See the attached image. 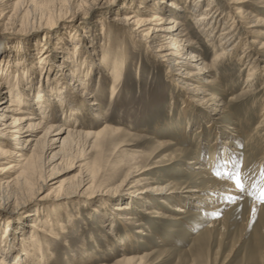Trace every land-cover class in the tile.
<instances>
[{
    "label": "rangeland",
    "instance_id": "1",
    "mask_svg": "<svg viewBox=\"0 0 264 264\" xmlns=\"http://www.w3.org/2000/svg\"><path fill=\"white\" fill-rule=\"evenodd\" d=\"M124 1L113 0L109 6L100 7L98 0H6L3 3L5 6L0 8V43H26V59L30 56L41 58L40 61L35 60L37 78L47 70L44 69L46 60H43V54L54 47L58 37L63 36L67 28L70 29V39L76 43L83 28L95 30L91 38H99L94 39L93 44H85L91 50L92 47L108 46L114 41L121 43L117 47L122 61V78L112 102L109 103L110 81L108 84L102 81L97 89L102 112L110 118L109 123L119 133L108 138L109 143L104 148H99L98 142L96 148L90 150L81 140L78 147L68 151L72 157L64 159L61 155L50 163L45 176L50 173L52 180H42L43 173L39 169L35 178L28 180L30 183L33 181L32 188L20 190L15 196L6 192L2 194L0 219L8 221L7 226L14 228L21 223L19 226L23 227V231H28L31 221L44 227L46 234L50 235L44 240L45 247L42 246L48 264H118L125 253L117 247L114 237H123L126 233L136 236L132 244L135 248L129 247L131 255L139 257L135 264H264V117L263 120L259 118L264 108V51L255 80L249 84L246 82L247 62L238 64L236 60L250 51L252 40L264 41V0H248L252 7L250 12L262 20L260 25L254 27L249 26L250 19L242 18L247 7H234L225 0H206L213 1L218 12L210 33H200L193 24L195 16L202 14L206 8V2H200L201 9L194 17H185V23L189 25L188 32L193 38L192 51L197 52L196 55L199 54L201 59H206V64L211 63L214 53L220 54L222 47L219 46L218 35L229 25L234 27L230 34L231 45H239L232 59L223 57L222 65L215 68L225 95H219V89H209L217 95V99L223 97L226 110L222 111L214 102L199 99L200 102L191 105L194 109L188 114L182 113L185 109L183 104L197 95L185 91L182 81L170 72V66L150 54L146 45L134 43L124 32L117 31L112 16ZM142 3L149 8L155 7L152 0H142ZM100 20L106 28L103 34L98 26ZM55 23L57 28H51L53 30H48L50 32L38 30L30 35L21 34L32 28L40 29ZM45 32L51 35L46 36ZM25 39L28 40L24 43ZM43 39L47 41H41ZM86 42L81 41L82 45ZM77 47L82 49L80 45ZM81 57L88 59L86 52H82ZM56 61L61 62L60 58ZM186 72L190 75L189 81L195 85H204L210 77L194 68H187ZM53 76L54 73L49 76L50 79ZM212 108L216 113H211ZM84 117L82 121L89 123L91 131L99 130L103 125L92 119L90 112ZM72 118L79 120V116ZM235 123L240 126L239 133L224 128L227 124ZM221 129L230 135L221 134ZM219 134L221 136H217ZM156 140L173 144L160 148L156 146ZM227 142H232V146H228ZM176 149L186 152L185 156L182 154L185 162L177 161L168 166L167 158L178 156ZM224 150L226 153L230 150L227 155L235 156V174L241 180L244 178L242 182L246 194L240 205L231 207L219 217L224 219L222 223L209 228L215 217L199 209L201 205L206 208L200 201H188L186 196L191 193L182 192L171 195L174 196L172 199L168 195L159 197L172 206L183 205L189 213L195 212L197 215L180 222L155 219L153 214L142 215V208L176 215L148 188L168 183L204 186L198 184L202 181L200 176H189L190 172L198 171L193 169L195 165L189 166L187 163L195 157L200 158L209 167L212 176L215 166H210L211 158ZM52 153L44 155L43 162ZM132 158L136 162H131ZM142 159L145 161L140 162ZM178 167L186 169V172H179ZM85 178L89 180L85 181ZM53 182L55 185L52 190L50 187ZM140 192L141 195L136 194ZM145 196L148 197V203L143 200ZM25 200L30 202L27 206H24ZM22 201L23 206L19 207L17 203ZM254 201L259 206L252 207ZM123 204L129 208L115 210ZM118 214H124L121 218L132 217V220L123 219L121 222L124 223H121L117 220ZM141 223L142 226L139 225ZM0 228L4 229V226L0 224ZM136 230L147 232L149 236L134 234ZM32 232L40 233L35 230ZM11 233L16 235L19 231ZM38 241L41 242V237Z\"/></svg>",
    "mask_w": 264,
    "mask_h": 264
},
{
    "label": "bare ground",
    "instance_id": "2",
    "mask_svg": "<svg viewBox=\"0 0 264 264\" xmlns=\"http://www.w3.org/2000/svg\"><path fill=\"white\" fill-rule=\"evenodd\" d=\"M98 1L100 7H107L113 0ZM134 1L136 4L132 0H125L121 7L114 11L112 21L116 24L118 32H124L126 37L134 43H143L149 49L150 54L166 62L170 66V72L176 74L179 81H182L185 91H192L197 95L192 96L194 99L190 98L188 103L183 104L185 105V109L181 110L182 113L188 114L193 108L191 105L197 101L200 102V100L214 102V104L216 103V107L222 108V111H225L227 106L224 103L223 97L217 99V95L209 91V89H219L220 94H218L221 96L225 95V90L215 73V68L222 65L221 60L223 57L232 59L237 52L236 50L239 45H231L232 38H230L234 27L229 25L227 28L221 30L218 35V38H220L219 46L222 47L220 54L214 53L211 63L206 64V59H201L198 56L199 54L196 55L197 52L192 51L193 38L188 32L187 27L189 25L185 23V17H194V14L201 9L200 2L204 3L206 0H184V4L182 3L183 0H152L155 7L151 8L146 4L143 5L142 0ZM225 1L234 7L237 5L247 7L248 10L242 14L244 16L241 15L243 20L250 19L249 26L251 25L252 27L260 25L262 20L258 15L250 12L252 7L248 0ZM4 2L6 0H0V8L5 6ZM206 3V8L202 10V14L195 16L196 18H194L195 21L193 23L200 33L203 34L210 33L213 30V26L216 23L214 19L218 16H215L218 12L215 10L213 1ZM239 12H241L240 9ZM98 24L103 34L106 28L103 26L101 20L98 21ZM55 25L56 23L53 26L48 25L40 29L32 28L21 34L22 36L27 33L30 35L38 30L50 32L53 30L51 28H57ZM68 29H66V32L64 30L63 36L58 37L57 43L54 44V47L52 46L50 51L45 49L43 60H46L44 69L46 68L47 70L44 71V75L40 73L38 78L35 77V70H37L35 60L40 61L41 58L30 56L29 59H26L25 50H28V46L24 45L28 39H25V44L15 41L0 43V51H2L0 52V197L2 194L5 195V192L15 196L20 193V190L29 189L30 186L32 188L31 183L33 181L30 183L28 180L34 179L35 173L39 169L43 173V176H41L42 180H49L52 176L49 177L50 173L48 172L45 176V170L49 167L50 163L58 160L61 155L64 156V159L72 157L68 151L78 147L77 145L81 143V140L90 150L96 148V143L98 142L99 148H104L109 143L108 138L119 133V130L109 123L110 118L103 114L102 105L97 97V89H99L102 81L105 82H103L104 84H108V81H110L112 84L109 90V103L112 102V98L122 78L120 66L122 61L119 48L117 47V44L120 45L121 43L119 44V42L114 41L108 46L92 47L93 49L91 50V48L85 47L87 46L85 44H93L94 39L99 38L97 36L91 38L93 37L91 33L95 35V30L91 31L90 27L88 29L83 28L76 43V41L70 39ZM79 29L80 27L77 28V30ZM44 34L46 36L51 35L46 32ZM82 40H87V42L82 45ZM41 41L47 40L43 39ZM210 42L212 43V40ZM77 45L81 46L82 49L80 50L82 52H86L88 59L85 58L84 60L81 57L82 52ZM262 50L264 51V41L252 40L250 51L243 53L236 59L238 64L247 62V84L255 80L258 63L261 61ZM59 54L62 55L59 56ZM49 56L52 57L50 58ZM59 58L61 62L57 63L56 60H59ZM187 68H194L196 71L203 72L201 74L206 73L210 77L205 80L204 85L192 84L191 82L193 81H189L188 79L190 75L186 72ZM173 71L176 72L173 73ZM53 73L54 76L50 79L49 76H52ZM262 77L264 78V74ZM191 86L192 89L190 88ZM87 112H90V117L96 120L97 123L103 124L99 130H89V123L82 121L85 119L84 114ZM214 112L212 108L211 113L213 114ZM74 116H79V120L72 118ZM263 117L264 108L259 115L261 120H263ZM209 127L214 132L213 126L210 125ZM224 128L230 132L239 133L238 129H240V126L239 124H227ZM184 132L188 134L187 130H184ZM220 133L230 135L227 131H223V129H221ZM249 141H251V137ZM169 143L157 141L156 146L158 145L161 148L173 144ZM226 144L232 146L233 143L227 142ZM216 146L218 149L219 145L217 144ZM229 151L227 150V153ZM51 152L53 153L49 159L43 162V156ZM227 153L224 150L223 152H219L216 157L212 156L210 166H215L212 176L209 172V167L205 166L204 161L202 162L200 158L195 157L187 163L189 166L195 165L193 169L198 171L190 172L189 176H200L202 181L198 184L202 183L204 186L191 187L189 185L179 186L178 184L168 183L165 186L158 185L148 188L149 191L157 194V198L162 204L166 205L169 210L176 212V215L167 211L160 212L156 209L155 211H149L144 208L140 211L142 215L153 214V218L155 219L177 222L183 221L189 216L197 215L195 212L189 213L183 205L172 206L163 197H159L168 195L172 199L174 196L171 195L182 192L191 193L186 196L188 201L190 200L192 203L200 201V204L206 205V208L201 205L199 209L215 217L211 221L209 228L222 223L224 219H219V217L226 214L231 207L240 205L241 201L245 199L244 196L246 194L245 190L241 191L235 186V182L232 179L236 175L234 166L235 156H229ZM182 154L184 155L186 152L179 150L178 156L167 158L166 164L169 166V164L177 161L184 163L183 159L185 155L183 156ZM141 161H145V159ZM223 161H225L224 167ZM131 162H136V160L134 161L132 158ZM177 170L179 172H186V169L180 167ZM88 180L89 178H85V181ZM53 185H55V182L51 183L50 188L52 190L54 188ZM136 194L141 195L142 193ZM147 198L146 196L143 198L145 203H148L146 201L148 200ZM10 199L13 198L11 197ZM217 200L218 202L214 203ZM23 202H19L17 205L22 207ZM28 202L26 201L24 206L30 203ZM210 202L214 204L208 205ZM18 206H16V209H18ZM251 206L257 207L259 205L254 201ZM128 208V205L123 204L115 210L124 211ZM181 214L184 215L181 216ZM123 215L118 214L117 220H120V222L123 219L124 221L132 220V217L129 216L121 218ZM0 224L4 226V229L0 228V264H48V259L45 256L46 253L42 250V246L45 247L44 240L50 235L46 234L47 232L44 227H39L37 223L31 221L28 231H23V227L19 226L21 223L18 224V227H15L16 229L10 224V227L7 226L8 221L6 220L0 219ZM139 225L142 226V223ZM29 228L32 231L35 230L40 233H33ZM14 231L15 234L18 231L19 233L14 235L11 233ZM134 234H140L144 237L149 236L147 232L141 230H136ZM40 237L41 242L38 241ZM18 238L20 239L18 240ZM114 238L116 239L117 247H120L125 253L121 255L118 264H135L139 257L131 255L129 247L131 249L135 248L132 244L135 243L136 236L126 233L123 237ZM138 242L141 241L138 240ZM114 247L116 248V246ZM126 253L128 254L126 255Z\"/></svg>",
    "mask_w": 264,
    "mask_h": 264
},
{
    "label": "snow or ice",
    "instance_id": "3",
    "mask_svg": "<svg viewBox=\"0 0 264 264\" xmlns=\"http://www.w3.org/2000/svg\"><path fill=\"white\" fill-rule=\"evenodd\" d=\"M217 175H219V173H217ZM232 179L235 182V186L238 189H240L241 191H243L244 190V184H243L241 178L239 177V175L237 174V175L233 176ZM262 198H264V195H262Z\"/></svg>",
    "mask_w": 264,
    "mask_h": 264
}]
</instances>
